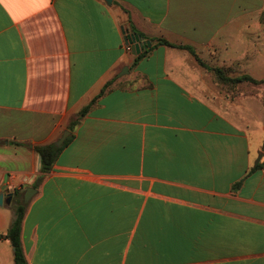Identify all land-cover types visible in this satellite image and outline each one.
I'll return each mask as SVG.
<instances>
[{
  "label": "crops",
  "instance_id": "1",
  "mask_svg": "<svg viewBox=\"0 0 264 264\" xmlns=\"http://www.w3.org/2000/svg\"><path fill=\"white\" fill-rule=\"evenodd\" d=\"M110 3L0 0V193L12 194L0 264H14L1 236L28 188L38 192L22 224L28 264H264L258 86L227 99L211 71L264 80V5ZM123 29L151 47L134 55ZM65 131L38 186L35 147Z\"/></svg>",
  "mask_w": 264,
  "mask_h": 264
},
{
  "label": "trees",
  "instance_id": "2",
  "mask_svg": "<svg viewBox=\"0 0 264 264\" xmlns=\"http://www.w3.org/2000/svg\"><path fill=\"white\" fill-rule=\"evenodd\" d=\"M159 42L162 45L173 47L171 44H169L166 41H159ZM174 48H181V49L188 50L193 56L197 58V60L199 61L202 67L204 68L206 67V65L198 59L193 49L187 48V47H176V46H174ZM211 71L216 75L218 83L224 86L223 89L231 92L230 95H232V97H236L239 95V93H236V92L239 90L238 86L240 84H243L246 82L253 84L254 86H259V85L264 84V80H254L249 76H242L239 78H229L225 75L224 71L222 70L215 69ZM110 86H111V83H108L104 87V89L102 90L98 98L92 101L90 105L85 107L78 114L77 118L73 120L70 124V127H69L70 131H73L80 124L81 120L89 113L93 105L96 104L97 100L107 92ZM70 139L71 138H68L66 140L64 146L68 144ZM35 151L39 155L40 160H41V170H40L41 175L38 177V180H37V183L39 186L42 183L45 175L48 174L53 169L54 164L56 163L62 151V148H57L54 144H50L47 146L35 147ZM262 168H263V165H256L252 168L251 172H256ZM14 196H15L14 197L15 200L13 201L12 207H14L15 217L8 231L6 232L5 235L1 236V238L8 241L14 250V264H28L25 258L24 250L22 247V241H21L22 224L25 218L27 206L23 204V193H16Z\"/></svg>",
  "mask_w": 264,
  "mask_h": 264
},
{
  "label": "water",
  "instance_id": "3",
  "mask_svg": "<svg viewBox=\"0 0 264 264\" xmlns=\"http://www.w3.org/2000/svg\"><path fill=\"white\" fill-rule=\"evenodd\" d=\"M108 5H110V0H104ZM123 34L125 36V41L128 46L131 47L134 55H140L151 47L150 41H144L138 34H128L125 29H123ZM70 131H65L62 137L54 144L57 148H62L65 141L71 136ZM37 190L34 188H28L23 195V204L27 206L30 201L37 195ZM6 196L8 199L6 200ZM12 201V194L9 192L0 193V207L4 204L10 205Z\"/></svg>",
  "mask_w": 264,
  "mask_h": 264
},
{
  "label": "rangeland",
  "instance_id": "4",
  "mask_svg": "<svg viewBox=\"0 0 264 264\" xmlns=\"http://www.w3.org/2000/svg\"><path fill=\"white\" fill-rule=\"evenodd\" d=\"M260 2V6L264 5V0H259ZM260 35H264V27L260 30ZM261 44L264 46V41L261 42ZM263 53H264V48L262 49ZM260 77H264V74H260ZM236 92V91H234ZM242 92H247V91H243L242 89H239L236 93L241 94ZM258 92H259V99L261 102H256L254 105V113L258 116L259 119H264V84L263 85H259L258 86ZM224 95L226 96L227 99H232L234 97H232L231 92L228 90H223ZM235 93V94H236ZM233 100V99H232ZM12 211L14 212V207L11 206Z\"/></svg>",
  "mask_w": 264,
  "mask_h": 264
},
{
  "label": "built area",
  "instance_id": "5",
  "mask_svg": "<svg viewBox=\"0 0 264 264\" xmlns=\"http://www.w3.org/2000/svg\"><path fill=\"white\" fill-rule=\"evenodd\" d=\"M130 50V49H129Z\"/></svg>",
  "mask_w": 264,
  "mask_h": 264
}]
</instances>
